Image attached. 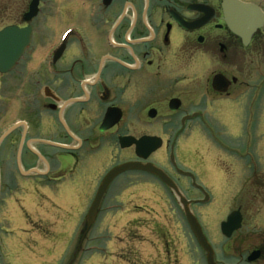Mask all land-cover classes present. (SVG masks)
<instances>
[{
	"label": "flooded vegetation",
	"instance_id": "obj_1",
	"mask_svg": "<svg viewBox=\"0 0 264 264\" xmlns=\"http://www.w3.org/2000/svg\"><path fill=\"white\" fill-rule=\"evenodd\" d=\"M229 1L233 11L252 5L264 13V0H0V31L15 28L16 39L23 43V29L31 28L30 44L15 67L0 71V232L9 233V243L0 240L3 248L9 250L15 239L40 230L59 234L61 219L85 220L104 175L127 161L155 163L187 196L190 188L202 192L178 170L191 171L201 180L197 170L179 162L189 147V134L208 124L206 115L214 113L210 108L230 106L248 91L247 80L239 77L249 69L242 65L264 52V24L245 44L236 24L227 19ZM218 74L230 81L225 92L213 86ZM250 97L252 103L263 102L259 94ZM193 121L202 122L196 127ZM146 136L162 138V146L146 160L138 156L135 142L122 146L121 138ZM211 139L225 147L215 134ZM245 145L228 150L250 155L248 148L243 153ZM141 175L147 178H134ZM252 176L247 184L264 187L259 174ZM149 190L156 196L148 195ZM156 197L158 205L179 202L157 176L123 172L104 193L97 218H103L110 232L124 219L118 215L124 210L126 215L148 210L139 204L125 209V204ZM252 200L254 196L250 208ZM181 216L175 231L182 236L189 227L192 234ZM138 222L132 219L133 235ZM64 227L72 230L71 225ZM152 230L170 233L154 222ZM169 239L159 238L166 247L173 245ZM213 247L216 264H223L221 249L215 243ZM199 248L200 264H209L206 251ZM166 250L165 256L157 250L151 263L143 261L170 264ZM258 251V258L249 260ZM238 257L246 264L264 262V241ZM0 263L7 264L1 256Z\"/></svg>",
	"mask_w": 264,
	"mask_h": 264
},
{
	"label": "rangeland",
	"instance_id": "obj_2",
	"mask_svg": "<svg viewBox=\"0 0 264 264\" xmlns=\"http://www.w3.org/2000/svg\"><path fill=\"white\" fill-rule=\"evenodd\" d=\"M245 66L249 70L238 77L241 80H247L248 91L230 106L223 105L209 109L214 113L206 115L208 124L198 132L196 131L197 134H189L188 149L190 151L188 149L183 151L179 161L186 169H194L200 173L201 180L198 182L211 195L209 202L192 204V210L202 223L206 237L221 249L223 264H246L238 255L249 250L253 244L264 241V235L261 234L264 232V199L262 197L264 187H257L256 190L246 183L247 180L255 178L252 176L254 173L255 176L259 174L256 178L264 182V52L248 58L242 65V67ZM251 94H259V99L263 96L262 104L252 103ZM201 122L193 121L191 125L197 127ZM213 134L222 139L225 147L222 148L211 139ZM242 144L250 147L252 150L250 156L236 155L233 150H228L238 149ZM231 162H235V165ZM104 168L100 169L98 178L101 177ZM123 178L126 177H120V179ZM134 178L147 177L142 175ZM147 193L152 197L157 194L150 190ZM201 195L202 192L190 188L189 195L185 196L193 200L191 198ZM251 196H254L252 208H250ZM156 199L158 200V197L147 199V201L141 198L137 202L125 204V209H131L139 204L148 210H140L139 214H131L130 211L129 215H126L128 210H124V214H118L125 216L124 219H121L117 226L112 227L110 232L105 229V221L99 216L84 241L83 251L72 264H147L148 261L151 263L157 250H164L165 256L166 249L170 251L168 252L170 264H200L203 260L202 251L189 227L187 228L189 231L183 232L182 236L176 229L180 225L177 223L178 219H182L181 214H183L179 202L169 207L166 203L158 205ZM238 207L242 208L244 214L243 227L228 239L221 233L220 223ZM134 217L139 218L140 223L136 224L133 235L130 229L133 228ZM77 218L76 223L69 219H61L59 234L52 235L51 232L48 235L44 230H40L34 235L15 239L14 245H9V250L6 249L7 247L3 248L0 243L1 258L7 264H69L84 224V216ZM110 222L113 224L118 221L110 220ZM153 222L157 228L170 232L168 236L164 231L155 234L152 230ZM63 224L71 225L72 230H66ZM4 226L11 227L9 224ZM0 235H3V237L0 236L1 242L5 240L9 243V238L6 237L9 235L7 231L2 230ZM159 238H170L173 245L170 243V246L166 247L164 241ZM22 240L24 243H21Z\"/></svg>",
	"mask_w": 264,
	"mask_h": 264
},
{
	"label": "water",
	"instance_id": "obj_3",
	"mask_svg": "<svg viewBox=\"0 0 264 264\" xmlns=\"http://www.w3.org/2000/svg\"><path fill=\"white\" fill-rule=\"evenodd\" d=\"M230 7H231L230 2H227L226 14L228 17V21L235 22L236 32H238V34L241 37H243L245 43L247 44L248 40L250 39L254 31L264 23V15L259 8L253 7L251 5H248L245 8H238L236 12H233L230 9ZM246 23L248 25H245ZM23 32L27 34V38L21 44L16 43L15 37H13L11 43L7 41V35L10 34L8 30H3L2 32H0V70L1 71H5L8 68L12 67L18 60L20 54L24 51V48H26V45L29 43L31 31L24 30ZM11 34L13 35V33ZM9 51H12L14 53L12 58L10 56L8 57L6 56L7 52ZM229 83L230 81L223 75H217L214 78V87L217 90L220 91L226 90L228 88ZM128 139L129 138L121 139L122 146H130L131 144H133V142H135L138 146L137 147L138 155L145 159L148 158V156L152 153V151L157 150L161 146V140L157 137L146 136L141 138L140 140H135V141H129ZM147 147H149L148 150ZM130 169H143L150 171L152 173L159 175L164 181H166L171 186H174L171 179L160 168L156 167L152 163L144 164L141 162H127L113 168L105 176L102 184L100 185L97 198L94 201L93 206L88 214L87 217L88 224L80 238L79 246L82 244L85 236L87 235V231L90 228L91 224L95 221L100 199L102 198L107 187L118 174ZM205 195H206L205 199H203L201 202L209 201L208 193L205 192ZM180 196L189 224L201 246L208 252L209 264H216L214 261V250L211 244L208 242V239L203 232L200 222L198 221L197 217L190 209L191 201H188V199L184 197L182 194H180ZM242 220L243 217L240 209L233 211L227 217V220L221 223V229L223 234L226 235L227 237H231L234 231L238 230L242 226ZM257 254H259V252H254L249 257V260H255L258 257Z\"/></svg>",
	"mask_w": 264,
	"mask_h": 264
},
{
	"label": "bare ground",
	"instance_id": "obj_4",
	"mask_svg": "<svg viewBox=\"0 0 264 264\" xmlns=\"http://www.w3.org/2000/svg\"><path fill=\"white\" fill-rule=\"evenodd\" d=\"M92 230L88 229L87 234L89 235ZM75 257V255L73 256Z\"/></svg>",
	"mask_w": 264,
	"mask_h": 264
}]
</instances>
